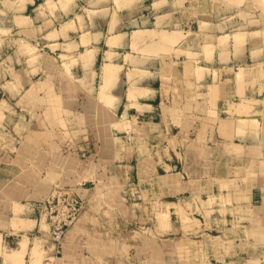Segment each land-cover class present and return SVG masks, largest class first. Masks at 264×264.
<instances>
[{"label": "crops", "instance_id": "1", "mask_svg": "<svg viewBox=\"0 0 264 264\" xmlns=\"http://www.w3.org/2000/svg\"><path fill=\"white\" fill-rule=\"evenodd\" d=\"M116 1L119 7L115 0H0V32L11 31L31 46L41 43L61 63L75 60L76 77L90 78L85 72L96 71L97 64L100 72L106 63L117 68L107 90L113 107L104 106L111 113L109 127L120 121L115 126L137 130L119 131L125 150L118 153L121 172L128 179L135 170L136 184L123 186L119 200H95L94 189L81 190L83 209L59 252L66 258L55 264H264L243 262L239 242L255 243L258 235L255 244L264 246V9L252 0L231 6L222 0ZM241 8L245 19L235 14ZM137 31L176 32L179 38L168 53L154 52L150 43L157 37L133 44ZM237 32L243 37L239 44ZM206 46H212L208 55ZM85 52L93 56L88 65L83 62L90 59L80 56ZM133 83L144 93L129 99ZM75 142L61 160L77 179L78 162L68 163L79 161ZM16 159L0 149V244L8 252L26 242L18 252L22 264H30L35 227L15 229L13 208L18 205L20 222L36 224L52 188L45 181L37 192L25 171L21 180ZM179 196L188 197L182 207L189 204L194 214L196 202L216 198L204 209L211 211L208 224L235 242L229 254L214 252L203 217L194 228L199 230L189 233L127 231L145 206ZM181 201L167 204L169 215L178 216L172 206ZM46 250L52 259L59 255ZM0 264H6L2 255Z\"/></svg>", "mask_w": 264, "mask_h": 264}, {"label": "rangeland", "instance_id": "2", "mask_svg": "<svg viewBox=\"0 0 264 264\" xmlns=\"http://www.w3.org/2000/svg\"><path fill=\"white\" fill-rule=\"evenodd\" d=\"M133 1L137 0H131V2ZM230 1L224 0L223 2L230 6L244 2V0H234L235 2L232 0L233 3L231 2V4ZM252 1L257 7L264 9V0ZM124 2H130V0ZM115 3L117 6L119 5L116 0ZM149 4L150 1H147L145 6H149ZM242 11V8L238 9L235 14L239 13L240 17L245 19L246 17ZM3 22L9 27L10 23L8 21L3 20ZM21 22L22 20L18 23ZM238 32L234 36L237 44L241 43L243 39L242 34ZM178 35L179 33L166 31L160 33L137 31L133 33L132 40L133 44H136L137 41L157 37V42L150 43V49L154 52L168 53L169 47L178 40ZM108 43L112 45L113 42L109 40ZM220 43H225V39L221 40ZM33 44L31 46L29 43H24L23 37L21 38L11 31L0 32V149L6 153L12 152L17 157V165L22 169L21 175L24 174L23 171L27 173L26 177L34 185H37V192L41 191L40 188L46 181L52 188L49 196L55 188H63L64 190L72 189L78 196L83 193H81V190L94 189L95 192L90 191L91 193H89L93 196V199L99 201L123 198V186L128 184L131 188L133 184H136V177L133 173L135 170H130L131 174L128 175V179L125 177L124 171L121 172L118 153H120V148L125 150V146L121 147L119 131L127 127H129L128 131H132L133 127L130 124L129 126H125V124L119 125L120 127L115 126L120 121H116L114 126L109 127L111 113L104 109L105 105L103 103L107 100V90L111 82L117 76V68L113 65V67L110 66L111 63H106L102 66L100 72V65L97 64L96 71L89 69L90 71L85 72L90 74V78L87 75L79 78L73 75L71 70L76 63L75 60L66 61L63 59L64 61L61 63L55 56H50L41 47V43L34 42ZM204 51L210 54L212 46H206ZM176 52L179 53L178 50ZM86 53L83 54L86 55ZM88 53L92 60V53ZM91 60L83 62L84 65H88ZM109 76L111 77L110 80H108ZM102 86H104L103 89H101ZM132 87L131 84L128 97L132 94L133 96L130 99H133L136 94L134 90L131 93ZM103 90L106 93L105 96L100 93ZM140 91H137V94L142 93ZM106 105L110 107L113 106V103H106ZM133 105L137 106L135 103ZM135 130L134 128L133 131ZM110 138H114V140L111 139L113 141L111 146ZM74 141H76V145L78 142L81 147L80 153L77 154L79 161L70 158L68 163L75 165L78 162L80 172L77 179L72 176L71 171L65 166L66 161L61 160L63 155L72 152L68 148L71 147V142ZM133 146H136L135 143L130 144L128 149H134ZM114 151L116 153L115 158ZM134 163L133 161L132 164ZM24 177L25 175H22L21 180ZM49 180L51 181L48 182ZM187 198L185 196L173 197L172 199L162 198L155 201L154 204L145 206L141 213L137 214L141 218H136L133 223L128 224L127 231H136L145 235L159 233L168 236L167 233H175L178 228H181L183 233H189L190 231L199 230V228L196 230L194 228L195 226L200 227L198 220L203 217L207 221V223L204 222L207 231L211 233L209 237L213 242L214 252L222 251L223 254L225 252L229 254L235 242L230 239L227 232L224 234L218 233L219 230L214 225L208 224V219H211V211L205 213L207 209L196 207L194 214L193 209L189 206H186L187 208L182 207V201L187 200ZM177 200H182L181 203L177 204V206L179 205V211L177 210L175 214L178 216L169 215L167 204L176 203ZM18 222H20L19 219L12 224L15 229L29 227V225L35 227L31 236L34 239L32 244L35 250L32 248L34 254H31V256L34 255L32 256L34 259L30 258V264H55L57 261L61 263L66 258L61 253L52 259L51 257L54 254L46 250V248L51 249L52 247L51 242L39 236L43 234L42 231H47L44 216L36 224L32 221L26 222L30 224H23L22 221L17 224ZM219 235L223 237H218ZM258 238V235H256L255 243H257ZM84 241L86 244L87 241ZM239 242L241 250L244 251L240 254L243 262L264 259V246L258 247L251 239L248 241L242 239ZM202 246V244L198 245L201 249ZM248 247H250L249 250ZM1 249L0 244V255H2L4 263H23L21 259L18 261L8 260L10 257H7L6 252ZM36 254H39V256ZM35 256L38 257V260ZM81 258L87 260L88 257L83 256Z\"/></svg>", "mask_w": 264, "mask_h": 264}, {"label": "built area", "instance_id": "3", "mask_svg": "<svg viewBox=\"0 0 264 264\" xmlns=\"http://www.w3.org/2000/svg\"><path fill=\"white\" fill-rule=\"evenodd\" d=\"M82 209L81 198L72 189L63 188H55L39 205V219L44 216L47 225V231H43L41 237L51 242L55 254H59L66 231L77 221Z\"/></svg>", "mask_w": 264, "mask_h": 264}, {"label": "bare ground", "instance_id": "4", "mask_svg": "<svg viewBox=\"0 0 264 264\" xmlns=\"http://www.w3.org/2000/svg\"><path fill=\"white\" fill-rule=\"evenodd\" d=\"M223 1H224V0H223ZM225 1H226V0H225ZM229 1H230V0H229ZM229 1L227 0V2H229ZM233 1H234V0H233ZM233 1L231 0L230 3H231V2L233 3ZM234 2H235V1H234ZM232 3H231V4H232ZM161 37H162V36H161ZM239 38H241V37H239ZM162 39L164 40V38H162ZM165 39L168 40V38H166V37H165ZM167 40H166V41H167ZM169 41L171 42V40H169ZM109 44H111V43H109ZM209 49H210V48H209ZM209 49H208V51H209ZM206 50H207V48L205 49V51H206ZM205 53H206V52H205ZM209 53H210V52H209ZM206 54H208V53H206ZM81 58H82L83 60H88V59L91 60V58H90L88 52L86 53V55H85V54L81 55ZM110 66H112V64H110ZM110 66H108V67L110 68ZM112 67H113V66H112ZM112 67H111V68H112ZM112 69H113V68H112ZM107 70L109 71V69H107ZM256 72H257V71H256ZM110 78H111V77L109 76V77H108V80H110ZM263 78H264V76H263ZM238 83H239V82H238ZM108 84H109V83H108ZM108 84H107V85H108ZM242 84H243V83H242ZM104 85H105V84H104ZM132 85H133V87H135V88L132 87V91H131V93H133V90H134V93L136 92V94H137V91H139L140 89H138V87H136L134 83H133ZM130 86H131V85H130ZM106 87H107V86H106ZM259 87H260V86H259ZM102 88H104V86H103ZM102 88H101V89H102ZM107 88H108V87H107ZM129 88H130V87H129ZM105 89H106V88H105ZM140 92H141V91H140ZM100 93L103 94V96L106 95V93H105L104 90H103V92L101 91ZM104 93H105V94H104ZM129 93H130V92H129ZM138 93H139V92H138ZM142 93H143V92H142ZM165 93H166L165 90H162V94L164 95ZM242 94H243V93H242ZM128 95H129V94H128ZM240 95H241V93H240ZM108 96H109V95L107 94V96H106L107 100H106L105 102H103L105 106H107L106 103H107V104H108V103H109V104H112V103H113V98H109L110 96H109V97H108ZM132 96H133V94H132ZM132 96H129V99H130V97H132ZM103 100H104V99H103ZM3 103H4V102H3ZM1 106H2V105H1ZM107 107H109V105H108ZM110 107H113V106H110ZM0 112H1V111H0ZM0 114H1V113H0ZM244 196H245V195H244ZM215 199H216L215 197H211L210 200H209L208 202H207V201L205 202V201H202V200H201L200 203L196 202L194 206H195V208L197 207V208L200 209L201 207L203 208L205 205H207V204H209V203H210L209 205H211ZM193 204H194V203H193ZM178 206H179V205H178ZM178 206H177V205H176V206H172V207H175V212H177V210L179 211ZM185 206H186V205H185ZM19 207H20V206H19ZM187 207H188V205H187ZM179 208H180V207H179ZM184 208H185V207H184ZM13 209H14V217H15V219H16V218L19 219L18 214H19L20 210H19V208H18V205H14V208H13ZM199 209H198V210H199ZM12 212H13V211H12ZM184 214H185V213H184ZM192 222H193V221H192ZM0 238H1V237H0ZM26 244H27L26 242H23V241L20 242L19 248H20L21 252H22V249H23V250L25 249ZM19 248L16 249V250H13V251L10 250V251L6 252L5 255H6L7 257H10L11 259H14L15 261H18V260L21 259V256L19 257V255H20L19 252H20V251L18 252ZM30 248H31V250H32L33 247H30ZM33 249H34V248H33ZM25 250H26V249H25ZM34 250H35V249H34ZM37 251H38V250H37ZM37 251H36V252H37ZM29 252H30V251H29ZM31 252H32V251H31ZM8 253H9V255H8ZM23 253H26V252H23ZM23 253H22V254H23ZM38 253H39V252H38ZM32 254H34V251H33ZM36 255H37V254H36ZM41 255H42V254H41ZM23 256H24V255H23ZM30 256H31V255H30ZM32 256H34V255H32ZM32 256H31V257H32ZM37 256H39V254H38ZM7 257L5 258V260L7 259ZM31 257H30V258H31ZM35 257H36V256H35ZM37 258H38V257H36V259H37ZM11 259L8 258V260H10V261H11ZM22 259H23V258H22ZM32 259H34V257H33ZM37 260H38V259H37ZM31 262H33V261H31ZM35 262H36V261H35ZM6 263H7V262H6ZM39 264H40V263H39Z\"/></svg>", "mask_w": 264, "mask_h": 264}]
</instances>
